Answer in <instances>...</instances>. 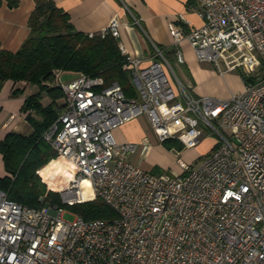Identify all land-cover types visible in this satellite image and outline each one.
Listing matches in <instances>:
<instances>
[{
	"label": "built area",
	"instance_id": "1",
	"mask_svg": "<svg viewBox=\"0 0 264 264\" xmlns=\"http://www.w3.org/2000/svg\"><path fill=\"white\" fill-rule=\"evenodd\" d=\"M188 8L199 25L168 24L177 62L186 40L220 73L241 69L242 89L227 98L193 95L156 45L146 63L119 45L134 97L117 81L52 69L44 84L61 88L64 107L43 137L73 180L61 186L62 205L28 206L0 189V264H264V0H188ZM118 24L99 33L118 37ZM140 115L160 141L186 147L207 125L213 142L199 168L180 156L177 173L131 162L139 145L117 142L112 130ZM174 120L183 137L171 131ZM147 145L141 141L142 156ZM97 196L115 218L84 219L69 208Z\"/></svg>",
	"mask_w": 264,
	"mask_h": 264
},
{
	"label": "trees",
	"instance_id": "2",
	"mask_svg": "<svg viewBox=\"0 0 264 264\" xmlns=\"http://www.w3.org/2000/svg\"><path fill=\"white\" fill-rule=\"evenodd\" d=\"M18 0H6L8 6ZM1 4V0H0ZM29 34L20 47L12 52L0 48V84L4 80L24 81L37 90L28 94L22 104L25 118L32 127L28 135L7 132L0 140L5 175L0 177V189L19 203L40 207L46 202L61 204L59 191L42 181L38 171L57 156V151L43 134L63 110V93L58 85H47L51 70L84 73L100 76L105 84L117 81L127 97L135 96L129 72L123 67L125 56L121 53L117 37L110 33L101 35L76 30L68 14L52 0H35L28 17ZM49 99L42 103L43 95ZM167 140L182 147L175 138ZM69 208L84 219L117 216L100 197L74 203Z\"/></svg>",
	"mask_w": 264,
	"mask_h": 264
},
{
	"label": "crops",
	"instance_id": "3",
	"mask_svg": "<svg viewBox=\"0 0 264 264\" xmlns=\"http://www.w3.org/2000/svg\"><path fill=\"white\" fill-rule=\"evenodd\" d=\"M68 14L69 21L76 30L84 33H99L113 20H118V43L126 52L139 57L144 63L154 54V45L166 55L175 56L177 79L190 88L195 96L212 93L209 76L216 70L206 71L198 65V60L186 40L177 48L183 55V62H177L172 37L168 32L170 21L185 18L195 25L201 23L196 12L188 8V0H52ZM35 6V0H18L10 7L6 0L0 4V48L16 51L29 34L28 17ZM167 59V58H166ZM207 70H209L207 68ZM240 79V76H239ZM241 80V79H240ZM242 85V82H241ZM35 85L24 81L4 80L0 84V140L7 132L28 135L31 125L21 109L25 97L36 91ZM44 94L42 103L47 104ZM117 142L153 139V129L145 115L135 117L112 130ZM200 153V152H199ZM132 162H135L132 158ZM136 163V162H135ZM142 167V166H141ZM144 168V167H142ZM145 169V168H144ZM181 171V169H179ZM179 171V172H180ZM4 164L0 153V177L4 176Z\"/></svg>",
	"mask_w": 264,
	"mask_h": 264
},
{
	"label": "rangeland",
	"instance_id": "4",
	"mask_svg": "<svg viewBox=\"0 0 264 264\" xmlns=\"http://www.w3.org/2000/svg\"><path fill=\"white\" fill-rule=\"evenodd\" d=\"M166 58L172 66L173 71L177 72V63L175 62V56L167 54ZM198 65L200 67L202 66L204 70L209 72L210 70H216L215 66L210 62L198 61ZM207 68L209 70H207ZM240 70L241 69L238 68L237 70H229L225 73H220L216 70L215 75L209 76L206 80V83H208V81L210 82L212 90V93L208 96L227 98L230 96V94L240 91L242 89L241 80L239 79ZM76 74L77 73L75 72H64L62 74V77L69 78ZM170 74L172 80L175 82L173 74L171 72ZM34 88L37 89L36 86ZM200 126L202 127V134L200 135L198 142L195 145L187 147L182 145L181 148H178L175 142L172 143L171 141L167 140L168 142L166 144L160 141L153 132V139H150V141L148 140L145 154L143 156L140 154L142 148L139 145L133 153H130L128 155V159L132 162L133 158V160H135V162L140 166L154 173H160L164 171L177 173L180 171V166L176 162V157L180 156L189 165L190 168L198 169L200 166L202 154H205L210 149L213 142V134L211 132V129L205 124H201ZM171 131L174 134L180 135L181 137L184 136V128L181 122L177 120L172 121ZM40 170L38 171V175L40 176L41 180L56 189V184L47 181L39 174ZM4 172L6 173L5 168ZM62 189V187L59 188L60 200L62 196ZM64 218L67 220H71L73 218V213L66 212L64 214Z\"/></svg>",
	"mask_w": 264,
	"mask_h": 264
},
{
	"label": "bare ground",
	"instance_id": "5",
	"mask_svg": "<svg viewBox=\"0 0 264 264\" xmlns=\"http://www.w3.org/2000/svg\"><path fill=\"white\" fill-rule=\"evenodd\" d=\"M41 176L49 182L56 184L57 186H65L67 183L73 180L72 171H70L62 162L61 157L51 158L47 164L40 170ZM86 183V180L83 181ZM92 196V192L87 188L83 190L84 199H89Z\"/></svg>",
	"mask_w": 264,
	"mask_h": 264
}]
</instances>
